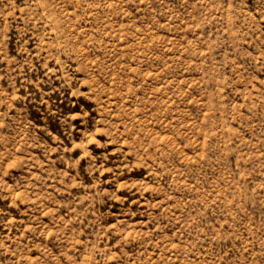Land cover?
I'll return each instance as SVG.
<instances>
[{"label":"rangeland","instance_id":"obj_1","mask_svg":"<svg viewBox=\"0 0 264 264\" xmlns=\"http://www.w3.org/2000/svg\"><path fill=\"white\" fill-rule=\"evenodd\" d=\"M0 264H264V0H0Z\"/></svg>","mask_w":264,"mask_h":264}]
</instances>
